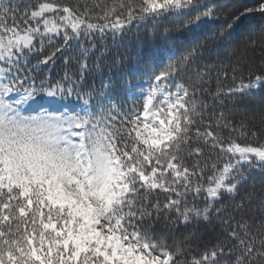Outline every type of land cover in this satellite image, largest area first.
Returning a JSON list of instances; mask_svg holds the SVG:
<instances>
[{
  "label": "snow or ice",
  "instance_id": "obj_1",
  "mask_svg": "<svg viewBox=\"0 0 264 264\" xmlns=\"http://www.w3.org/2000/svg\"><path fill=\"white\" fill-rule=\"evenodd\" d=\"M0 264H264V0H0Z\"/></svg>",
  "mask_w": 264,
  "mask_h": 264
},
{
  "label": "trees",
  "instance_id": "obj_2",
  "mask_svg": "<svg viewBox=\"0 0 264 264\" xmlns=\"http://www.w3.org/2000/svg\"><path fill=\"white\" fill-rule=\"evenodd\" d=\"M242 3H253V0H241ZM183 40V37L180 34H175L173 36V42L179 43ZM160 42V38L154 39L151 34H145L143 31L140 33V43L139 46L144 48V51H147L146 45H151ZM125 47L121 48L122 52H126V56L123 59V65L121 68H114L112 71L113 73H125L130 72V70L136 66V52H137V41L135 39L126 40L124 42ZM253 103L259 107L260 105V98L257 97Z\"/></svg>",
  "mask_w": 264,
  "mask_h": 264
}]
</instances>
